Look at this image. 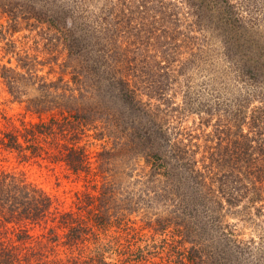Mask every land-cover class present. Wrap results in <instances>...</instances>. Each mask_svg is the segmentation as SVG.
<instances>
[{
  "label": "trees",
  "instance_id": "obj_1",
  "mask_svg": "<svg viewBox=\"0 0 264 264\" xmlns=\"http://www.w3.org/2000/svg\"><path fill=\"white\" fill-rule=\"evenodd\" d=\"M0 20L30 115L0 104V264H264V0H0ZM3 153L63 166L74 208Z\"/></svg>",
  "mask_w": 264,
  "mask_h": 264
},
{
  "label": "rangeland",
  "instance_id": "obj_2",
  "mask_svg": "<svg viewBox=\"0 0 264 264\" xmlns=\"http://www.w3.org/2000/svg\"><path fill=\"white\" fill-rule=\"evenodd\" d=\"M2 20H0V23ZM2 44L0 43V47ZM7 57H3V53L0 51V65L5 63ZM44 73L47 71L43 70ZM43 73V72H42ZM0 104L3 109V114L10 117L17 125L21 118L30 120V115L23 113L20 105L11 101V98L0 83ZM4 125V121L0 117V130ZM88 146V151L91 157L98 151L99 147L96 143H91ZM3 157L6 158V162L3 163L9 170L16 168V170H22L29 181L39 186L56 205L63 211H68L74 208L76 199L75 193L81 189L80 183H77V179L74 176L67 173L65 168L58 164L39 163L31 165L19 164L14 156L3 153Z\"/></svg>",
  "mask_w": 264,
  "mask_h": 264
}]
</instances>
